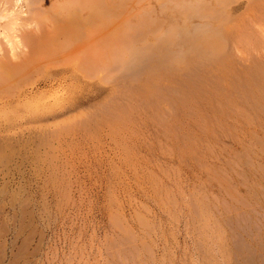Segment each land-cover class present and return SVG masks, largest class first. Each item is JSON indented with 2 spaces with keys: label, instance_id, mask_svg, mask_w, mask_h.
Returning a JSON list of instances; mask_svg holds the SVG:
<instances>
[{
  "label": "rangeland",
  "instance_id": "rangeland-1",
  "mask_svg": "<svg viewBox=\"0 0 264 264\" xmlns=\"http://www.w3.org/2000/svg\"><path fill=\"white\" fill-rule=\"evenodd\" d=\"M51 1L0 19L1 70L32 68L0 81V264H264V0L170 42L101 30L93 80L37 69Z\"/></svg>",
  "mask_w": 264,
  "mask_h": 264
},
{
  "label": "bare ground",
  "instance_id": "bare-ground-1",
  "mask_svg": "<svg viewBox=\"0 0 264 264\" xmlns=\"http://www.w3.org/2000/svg\"><path fill=\"white\" fill-rule=\"evenodd\" d=\"M49 1H51V0H49ZM53 1H55V3L54 2H53L54 4L51 3L52 5H50L51 6L50 9H49V7H48V9L50 10L49 13L52 11L55 12L57 9L58 10V11H56L57 15L55 14L56 17L53 15L52 18H49V19L46 18L45 19V17H42V14H41L42 20L40 21V18H39V22L37 20H35L37 22L36 25H39V26L41 24L45 25V27H46L45 30L47 31L46 39L47 38L48 39L47 40L45 39L46 41L44 40V42L41 41V38H42L41 35H43L42 34L43 31H41V34H39L38 31L36 30L38 28L37 26H35V27L33 26V28H35V32H36L35 35H39L41 38L39 36H37L39 39L37 37L34 38L35 36L31 33L34 29L33 30L30 29V30H32L31 32H29V33H31V35H29V34L26 35V36H30L31 39L33 38L32 40H30V37H29V39H27V37L25 36L26 40H27V44L29 43L28 40H30L29 44H31V41L34 44V47H33L34 51L32 49V53L34 52V54H36L37 57H39V55L42 56L41 59H40V57L36 58L38 65L35 64V66L37 65V69L38 68L40 69V68L48 66V65L53 66V67H60V66L67 65V64L71 63L72 61H75L77 64L75 69H77V71H79V73L83 76V78H86L88 80H93V79H95L96 76H98L97 74H98V72H100V70H101L100 67L103 64L102 62H99V59H97L98 60L97 61L95 57L99 58L98 55H100V54L97 55V53H98L99 47H101V45H100L101 38H102L101 33H103L105 31L104 29L110 28V30H111V28L115 27L118 30V32L113 31L114 33H110V34L108 33L107 34L108 37L106 35L107 39L108 38L113 39V40L108 39V42L111 44H112V42L116 41L115 43L120 45L123 42V41L121 42V40H122L121 32H123L124 30L125 31L128 30L127 32L130 31L129 34L127 33V34L123 35L127 44L129 42L131 43V41L135 40V38L137 37V36L135 37L133 32L139 31L138 34L137 33L136 34L140 36L141 30L142 31L147 30V32L153 31L154 34H155V32H158L159 34L157 33V35H158L157 41L170 42V41H174V39H175L174 37H176L177 35L179 36V33L184 36V34H186L187 28L191 24H193V23H191L193 18H197V17L201 18V20L200 21L198 20L197 24L199 26L194 28L196 30L195 33L197 34V31H198L197 28L198 29L204 28L201 31H204V33H207L209 31L208 33H210L212 25L214 24V22L216 24L222 23V22L218 21V18L214 19V16H213L215 14L214 12L216 11L218 13L219 9L220 10L222 9L219 12V15H221V16H219V15L218 16L223 17L222 16V11H223V15L225 13L224 16L227 17L226 13L229 14L228 12L231 10L230 9L231 4H233L232 0H230L232 3H229L228 0H136V1L133 0V1H135L136 5H138V6L140 5V10H139L138 14L136 13L137 11L135 12L138 17H139V15L141 17V18L140 17L138 18L134 13H133L134 15L130 14L131 15L130 17L125 16V14H127L126 13L127 12L126 7L128 8V6L131 4L130 3L131 1L129 2V0H120V1L119 0H53ZM118 1H119V4L117 3ZM21 2H25V3L27 2V4H29V6H31V8L34 9V11H35V8L37 10V8H38L37 6H39L38 10H41L44 8V5L47 4V0H0V8H1L0 10L2 11L3 10L2 8H4V10L0 14V19H2L1 21H3V19H5V17H6L5 13L10 14L8 11L9 8H11L10 10L13 12V8L16 7ZM59 2L61 4V7L59 6ZM255 2H256V0H255ZM127 3H130V4L127 6ZM135 4H133V5L136 6ZM255 4H254V6H255ZM25 6H26V4H25ZM6 7H8V8H6ZM26 7H28V6H26ZM46 9H45V12H46ZM59 9H60V12H59ZM115 9L118 11H116ZM27 11H29V10H27ZM40 13H42V12H40ZM118 13L123 14V16H121V18H120V16H119V18H116L115 16H116V14L118 15ZM129 13H131V12H129ZM51 14H54V13H51ZM51 14H46L45 16L48 17L47 15H49V17H51ZM144 15H145V18L143 17ZM30 16H31V13H30ZM202 18L205 19L204 20L205 22L207 21L205 24L203 23L204 21L202 20ZM206 18H207V20H206ZM35 19H37V17ZM211 19H213V20H211ZM220 19H222V18H220ZM224 19H227V18H224ZM28 20L30 22L32 21L31 23L33 24L34 21L32 20V18H29ZM227 20H229V19H227ZM30 22H29V25L31 24ZM32 24H31V26H32ZM34 25H35V22H34ZM49 27L51 29V33H49L50 31L48 32V30H47V28H49ZM11 28L13 29L15 27L12 26ZM39 28H41V26ZM222 29H223V27H222ZM14 30H16V29H14ZM30 30H28V31H30ZM101 30H104V31L101 32ZM220 30H219V32H220ZM215 31H218V29ZM147 32H144L143 33L144 37L140 38V39H142V40L145 39V37L148 34ZM9 33H11V32H9ZM24 33H26V32H24ZM43 33L45 34V32H43ZM20 34H22V33H20ZM32 35L34 37H32ZM202 35L203 34H200V36H202ZM43 36L45 37V35H43ZM213 36H215V35H213ZM16 37H17V35H16ZM16 37L14 39H17ZM44 37H43V39H44ZM211 37H212V35H211ZM213 38H215V37H213ZM14 39H12V40H14ZM23 39H24V37H23ZM115 39H117L118 42ZM33 40H34V42H33ZM109 40L112 42H110ZM119 40H120V44H119ZM125 40H124V42H125ZM127 40H130V41L127 42ZM155 40H156V38H155ZM5 42H6V40H5ZM14 42H16V41H14ZM14 42H12V43L14 44ZM18 43H20V42H18ZM24 43L26 44L25 41H24ZM107 43L105 44V46L107 45ZM27 44H26V46H29V44L28 45ZM1 45H3V44H1ZM49 45H51L52 48ZM108 45H107V47L111 48V45L110 44H108ZM53 46H56V47L53 48ZM1 47H3V46H1ZM114 47H115V45H114ZM0 49H2V48H0ZM16 49H18V48H16ZM29 50H31V49H29ZM4 51H3V53H4ZM125 51H123V52H125ZM27 52H29V51L27 50ZM26 54H28V53H26ZM132 54H134V53H132ZM132 54H131V56H132ZM18 55H20V54H18ZM5 56H8V55H5ZM32 56H33V54H32ZM32 56H31V59L36 57V56H34V57H32ZM107 56H109V54ZM90 57L92 59H93V57L95 58V59H93L94 62L91 61ZM86 58H89V61H91L92 63L88 62L87 64H85V60H87ZM26 59L27 58L25 57V60ZM18 60H20V58ZM2 61H5V60H2ZM6 61H7V59H6ZM6 61L4 64H6ZM26 61H28V60H26ZM26 61L24 63H26ZM17 62H19V61H17ZM19 63H17V64H19ZM90 63H91V65H89ZM7 64H8V61H7ZM0 65L3 66L2 64H0ZM33 65H34V62H33ZM33 65H32V67H33ZM10 66H13V65L10 64ZM104 66H106V65H104ZM18 67H21V68H18ZM27 69H28V67L26 64H22L21 66L17 65L14 68H11V67H7V69L3 68V70H1V68H0V71H2V72H0V81H2V83L4 82V85H5L6 82H9L8 80H10L12 77H14L15 72L20 71V73H21V71H25V70L27 71ZM31 69H29L28 71H30ZM34 70H36V69H34ZM34 70H32V71H34ZM27 72H26V74L25 73L21 74V76L24 77L23 75H25V79L28 81V79L31 77V75H30L31 72H29V74ZM37 72H38V70H37ZM32 74H35V73H32ZM18 78H19V76H18ZM18 78H17V80H18ZM15 80H16V78H15ZM12 81L13 80H11V83H12ZM19 82L20 81H18V83ZM15 83H13V84H15ZM31 83H33V82H31ZM24 84L25 83H23V85ZM17 85L15 84L14 86H16V88H18V87L20 88V86L17 87ZM14 86L10 85L9 87L14 88ZM6 87H8V86L5 85V88ZM5 88L2 89L3 91H1V89H0L1 93L5 92V90H4ZM7 90L8 89H6L5 97L8 94H10V92L12 93L11 90L9 91V93H7ZM3 96H4V94H3ZM3 96H1V97H3ZM8 96H11V95H8ZM43 133H44V131H43ZM48 135H49V133H48Z\"/></svg>",
  "mask_w": 264,
  "mask_h": 264
}]
</instances>
